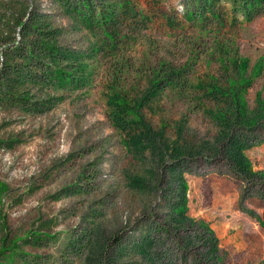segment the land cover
<instances>
[{
  "label": "rangeland",
  "instance_id": "rangeland-1",
  "mask_svg": "<svg viewBox=\"0 0 264 264\" xmlns=\"http://www.w3.org/2000/svg\"><path fill=\"white\" fill-rule=\"evenodd\" d=\"M233 3L0 0V264H264V6ZM48 42L85 85L47 83ZM114 91L143 101L141 144L114 125Z\"/></svg>",
  "mask_w": 264,
  "mask_h": 264
},
{
  "label": "trees",
  "instance_id": "trees-1",
  "mask_svg": "<svg viewBox=\"0 0 264 264\" xmlns=\"http://www.w3.org/2000/svg\"><path fill=\"white\" fill-rule=\"evenodd\" d=\"M264 6V0H251L249 2L248 0H234L233 3V8L234 13H240L244 18H251V16L258 10L263 9ZM209 7H212V4L209 5ZM204 15L201 16L200 19H203ZM216 22L217 26L225 24L224 19L222 18V15L220 13L214 14L212 16ZM191 16L189 17V19ZM191 20V19H190ZM20 27L23 26V24L19 25ZM108 43L106 44L107 49L111 50L115 48V40L111 35H106ZM40 51H41V58H40V65L47 66L49 68V72L46 74V81L47 83H53L55 88L57 90H62V89H68L70 87H75L78 86L80 83H85L87 82V75H85V70L83 67L79 64L78 68L74 70L72 73L67 72V67L71 63L72 60L74 59V56L72 54L66 53L64 48H61L57 46V44L53 42H48L46 44H38ZM30 46L29 52L27 53V57L29 59H33V53L35 52L34 48ZM38 48V49H39ZM76 57H79L78 55ZM47 61V62H46ZM45 62V63H44ZM65 63V66H62V64ZM62 66V67H61ZM65 67V68H64ZM21 71V70H19ZM19 73H23L22 71ZM42 73V72H41ZM21 78H25L23 74H21ZM44 76V75H42ZM18 81V78H16ZM23 81V80H21ZM246 82H243L245 84ZM159 84V81L154 82L153 86L156 88ZM242 87V86H240ZM243 87L240 88L238 91L233 92V97L231 98L232 105L234 106V109L238 113H243L245 111V103L242 99L241 93ZM242 91V92H241ZM245 91V89H244ZM210 95H222L223 97H227V95H223V93L219 90H216V88L211 87L207 91ZM244 94V93H243ZM109 107L111 109V115H112V121L114 122V125L118 128L126 126L132 127L134 126L135 130L138 131L137 138H135L133 141L134 143H140L141 144V139L150 137V129L144 126L143 124V117L141 115V109L143 108L142 102L138 103L137 105L130 104L127 102L126 99H124V96H121L119 93L116 91L113 92V94L109 98ZM259 113L264 114V103L259 102ZM247 121V122H246ZM245 125H248V119L245 120ZM232 127V126H231ZM252 127V126H251ZM233 128V127H232ZM149 139V138H148ZM137 141V142H136ZM227 142H229L231 153L230 155L232 156L235 166L238 167L239 170L247 172V174H251V170L249 165L247 164V161L242 157V155L239 154V150L236 141L233 140L232 137L228 138ZM238 149V150H237ZM233 153V154H232ZM180 188L181 192L184 193L186 191V185L185 183L181 180L180 181ZM183 204L185 203V200H182ZM180 204L178 207L175 208L174 210V215L179 217L180 219H185L184 215H186V207ZM183 221V220H182ZM182 224V222H181ZM200 229L204 231L205 234L209 235L211 237L210 241L213 242V248L216 246V240L213 237L212 231L207 229L205 226L202 224L199 225ZM23 241V240H21ZM20 242V241H15ZM145 248L144 250L147 252L148 248L147 246L143 247ZM147 249V250H146ZM5 249L1 250L3 253ZM216 253V251L214 250ZM11 253H17L15 251H11ZM10 255L7 256V260L10 262Z\"/></svg>",
  "mask_w": 264,
  "mask_h": 264
}]
</instances>
